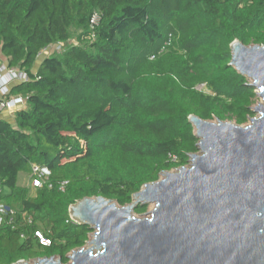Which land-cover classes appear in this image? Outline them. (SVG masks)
Instances as JSON below:
<instances>
[{
  "label": "trees",
  "instance_id": "1",
  "mask_svg": "<svg viewBox=\"0 0 264 264\" xmlns=\"http://www.w3.org/2000/svg\"><path fill=\"white\" fill-rule=\"evenodd\" d=\"M235 39L264 45V0H0V54L29 75L7 95L25 104L0 118V203L13 210L0 223V264H67L93 233L70 206L98 196L128 205L189 165L191 114L246 124L258 95L229 65ZM56 43L62 52L37 65ZM33 163L51 175L31 195L18 181Z\"/></svg>",
  "mask_w": 264,
  "mask_h": 264
},
{
  "label": "water",
  "instance_id": "2",
  "mask_svg": "<svg viewBox=\"0 0 264 264\" xmlns=\"http://www.w3.org/2000/svg\"><path fill=\"white\" fill-rule=\"evenodd\" d=\"M230 46L229 65L264 100V45L235 39ZM252 110L259 115L246 126L191 114L199 151L130 204L103 196L72 204L70 217L93 237L68 255L70 264H264V102ZM140 203L154 204L149 217L134 216ZM15 264L63 262L52 256Z\"/></svg>",
  "mask_w": 264,
  "mask_h": 264
},
{
  "label": "built area",
  "instance_id": "3",
  "mask_svg": "<svg viewBox=\"0 0 264 264\" xmlns=\"http://www.w3.org/2000/svg\"><path fill=\"white\" fill-rule=\"evenodd\" d=\"M99 15H94L92 22H98ZM64 45L62 43H56L50 46L45 47L38 55L39 59H42L46 56L53 55L54 53L62 52ZM29 79V75L20 69L10 68L7 64L0 65V112L2 110H17L25 104V98L22 96H14L7 98V95L10 92V88L19 82L26 81ZM32 186L33 188L42 187L48 180L51 175L50 170L46 166H41L37 163L32 164ZM67 182L63 183V186ZM13 214V210L10 209L7 205L0 203V223L8 215ZM42 242H46L39 233H37Z\"/></svg>",
  "mask_w": 264,
  "mask_h": 264
},
{
  "label": "rangeland",
  "instance_id": "4",
  "mask_svg": "<svg viewBox=\"0 0 264 264\" xmlns=\"http://www.w3.org/2000/svg\"><path fill=\"white\" fill-rule=\"evenodd\" d=\"M72 31H73V33H74V35H75V39H74V41H76V38H77V36H78V34L80 33V30L79 29H72ZM59 53H61V52H59ZM39 61H41V59H38L37 60V65L39 64ZM2 64H7V62H6V59H4V57L0 54V65H2ZM8 65V64H7ZM37 65H36V67H35V69L34 70H36V68H37ZM250 81V80H249ZM251 82V81H250ZM198 90H200V91H202V92H204V93H206L207 95H209V96H214L215 94H214V92L210 89V87L207 85V84H200L199 86H198ZM255 102L256 103H254V105L252 106V107H255V106H257L259 103H263L264 102V100L261 98V97H257V100H255ZM11 112H14L13 110H10V109H8V110H2L1 112H0V117L1 116H7V115H9V113H11ZM259 114H254L252 117H257ZM212 121H216V120H212ZM226 121H228V122H233V123H236V121L235 120H231V119H227ZM251 121L249 120V122H247L246 124H244V125H242V126H246V125H248L249 123H250ZM164 177V173L162 174V177H161V179ZM19 184L20 185H25V186H27V187H29V189H30V193H31V195H34V193H35V190H34V188H33V186H32V177H31V175L30 174H26V173H21L20 174V176H19ZM150 205V207H149V211H151L153 208H154V204H149ZM148 211V212H149ZM134 216L135 217H137V218H145V217H149V215L148 214H145L144 216H139V215H137V214H134ZM93 235V233H91V235H90V238H89V240H91L92 239V236ZM90 245L88 244V242L86 243V245H85V247L87 248V247H89ZM95 252H96V250H95ZM30 263H32V261H30ZM71 263V260L67 263V264H70Z\"/></svg>",
  "mask_w": 264,
  "mask_h": 264
},
{
  "label": "crops",
  "instance_id": "5",
  "mask_svg": "<svg viewBox=\"0 0 264 264\" xmlns=\"http://www.w3.org/2000/svg\"><path fill=\"white\" fill-rule=\"evenodd\" d=\"M0 118H5V119H8L10 121H13L14 120V112L9 113V115H7V116H1Z\"/></svg>",
  "mask_w": 264,
  "mask_h": 264
},
{
  "label": "bare ground",
  "instance_id": "6",
  "mask_svg": "<svg viewBox=\"0 0 264 264\" xmlns=\"http://www.w3.org/2000/svg\"><path fill=\"white\" fill-rule=\"evenodd\" d=\"M258 91H260L259 89H258ZM256 103V102H255ZM249 122V121H248ZM176 171V170H175Z\"/></svg>",
  "mask_w": 264,
  "mask_h": 264
}]
</instances>
